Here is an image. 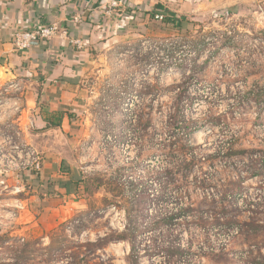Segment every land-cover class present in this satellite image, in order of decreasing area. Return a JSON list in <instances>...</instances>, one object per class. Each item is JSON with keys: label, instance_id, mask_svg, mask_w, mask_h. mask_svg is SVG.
Instances as JSON below:
<instances>
[{"label": "rangeland", "instance_id": "374dc122", "mask_svg": "<svg viewBox=\"0 0 264 264\" xmlns=\"http://www.w3.org/2000/svg\"><path fill=\"white\" fill-rule=\"evenodd\" d=\"M150 1L85 30L50 125L0 76V264H264V0Z\"/></svg>", "mask_w": 264, "mask_h": 264}, {"label": "crops", "instance_id": "0c3cea01", "mask_svg": "<svg viewBox=\"0 0 264 264\" xmlns=\"http://www.w3.org/2000/svg\"><path fill=\"white\" fill-rule=\"evenodd\" d=\"M111 1L0 0V76L8 80L15 73H32L36 77L34 111L42 104L39 113H35L36 127L44 128L47 125L43 120L45 108H48L46 111L49 113L64 111L65 105L71 101L72 85L76 83L85 66L87 51L81 48V41L86 39L83 37L85 30L95 24L97 28H105L113 15L120 16L115 13L116 7H112ZM124 1L131 14H136L135 10L152 7L150 0ZM224 1L225 5H230L231 0ZM119 7H122L121 4ZM165 9L170 8L163 6L162 10ZM170 11L176 13L174 10ZM38 27H54L56 30L49 38L39 39L29 50L18 51L13 47L12 37L15 33L21 30L33 31ZM65 124L68 125L69 121L67 115L63 114L61 126L64 127ZM49 169L50 165L44 163L42 170L46 177L50 174ZM59 179L52 187L53 190L59 191L63 186L71 188L66 177ZM52 203L50 202L48 209L50 212L46 213L48 217H53L57 212V205L53 207Z\"/></svg>", "mask_w": 264, "mask_h": 264}, {"label": "built area", "instance_id": "2783aa9c", "mask_svg": "<svg viewBox=\"0 0 264 264\" xmlns=\"http://www.w3.org/2000/svg\"><path fill=\"white\" fill-rule=\"evenodd\" d=\"M122 1L123 0H112L111 5L112 7H118ZM153 17L159 21L163 19V15L160 13L154 14ZM55 30L56 28L54 27H38L33 31L21 30L20 32L15 33L12 37L13 47L18 51L29 50L39 39L49 38L53 33H55ZM26 155V170L33 176H39L43 167L41 158L35 151H27Z\"/></svg>", "mask_w": 264, "mask_h": 264}, {"label": "trees", "instance_id": "16d2710c", "mask_svg": "<svg viewBox=\"0 0 264 264\" xmlns=\"http://www.w3.org/2000/svg\"><path fill=\"white\" fill-rule=\"evenodd\" d=\"M160 5H157L156 8L160 9ZM165 24L168 25L169 27L175 29V30H179L181 28V22L183 20H186V18H183V17H180V16H177L175 14H165V17H163V19ZM62 114H61V118L60 120L58 121L59 123L55 124V126H59L60 123H61V119H62ZM67 117L69 118V115H67ZM44 121L47 123V125L49 124L50 125V122L48 119H44ZM229 149V148H227ZM120 240H124V237L123 238H119Z\"/></svg>", "mask_w": 264, "mask_h": 264}]
</instances>
